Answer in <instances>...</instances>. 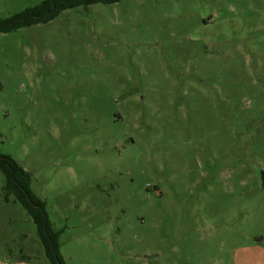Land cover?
Returning <instances> with one entry per match:
<instances>
[{
    "label": "rangeland",
    "instance_id": "obj_1",
    "mask_svg": "<svg viewBox=\"0 0 264 264\" xmlns=\"http://www.w3.org/2000/svg\"><path fill=\"white\" fill-rule=\"evenodd\" d=\"M0 153L64 264H264V0H120L0 34ZM3 183L0 264H49Z\"/></svg>",
    "mask_w": 264,
    "mask_h": 264
},
{
    "label": "trees",
    "instance_id": "obj_2",
    "mask_svg": "<svg viewBox=\"0 0 264 264\" xmlns=\"http://www.w3.org/2000/svg\"><path fill=\"white\" fill-rule=\"evenodd\" d=\"M120 0H41L14 14L0 17V34L37 24H45L68 9L92 4L110 5ZM0 172L4 177L2 200L18 203L30 217L49 264H64L59 251V231L53 230L45 211V203L31 189V175L12 157L0 153Z\"/></svg>",
    "mask_w": 264,
    "mask_h": 264
}]
</instances>
